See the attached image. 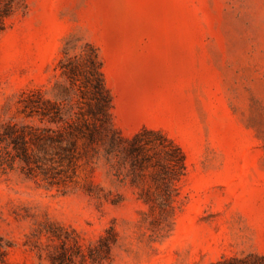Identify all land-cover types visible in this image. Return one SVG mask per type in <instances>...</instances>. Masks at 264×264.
Segmentation results:
<instances>
[{
    "label": "rangeland",
    "instance_id": "obj_1",
    "mask_svg": "<svg viewBox=\"0 0 264 264\" xmlns=\"http://www.w3.org/2000/svg\"><path fill=\"white\" fill-rule=\"evenodd\" d=\"M95 54L122 135L184 151L178 194L148 201L123 142L59 185L0 160V264H264V0H16L0 126L37 124L21 100H55L59 63Z\"/></svg>",
    "mask_w": 264,
    "mask_h": 264
},
{
    "label": "trees",
    "instance_id": "obj_2",
    "mask_svg": "<svg viewBox=\"0 0 264 264\" xmlns=\"http://www.w3.org/2000/svg\"><path fill=\"white\" fill-rule=\"evenodd\" d=\"M15 6L16 0H0V33ZM58 67L65 82L55 84V100L45 98L42 89L21 100L20 114L38 123L10 121L0 126V160H18L28 175H42L50 185H59L75 175L83 158L102 149L109 156L123 142L137 178L152 170L157 187L147 200L170 206L187 171L182 148L159 130L122 135L113 123L112 98L98 55L87 56L84 63L61 61Z\"/></svg>",
    "mask_w": 264,
    "mask_h": 264
}]
</instances>
